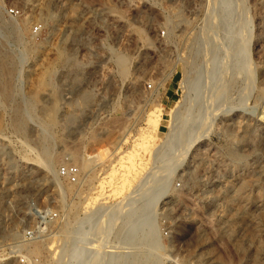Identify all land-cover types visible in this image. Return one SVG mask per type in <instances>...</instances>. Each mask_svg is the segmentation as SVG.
<instances>
[{"label":"rangeland","instance_id":"obj_1","mask_svg":"<svg viewBox=\"0 0 264 264\" xmlns=\"http://www.w3.org/2000/svg\"><path fill=\"white\" fill-rule=\"evenodd\" d=\"M0 49V264H264V0H0Z\"/></svg>","mask_w":264,"mask_h":264},{"label":"bare ground","instance_id":"obj_2","mask_svg":"<svg viewBox=\"0 0 264 264\" xmlns=\"http://www.w3.org/2000/svg\"><path fill=\"white\" fill-rule=\"evenodd\" d=\"M9 26V25H8ZM15 27V26H14ZM13 28V27H12ZM18 29V28H17ZM48 51V50H47ZM7 53H8V51H7ZM12 55H13V53H12ZM12 55H9V54H6V53H4V51H2L1 49H0V83H2V86L4 87V88H6V89H8V87H10V80H11V78L14 76V74H15V72L16 71H14L15 69H14V67H13V64L15 63V56H12ZM64 55V54H63ZM62 55V56H63ZM60 56V55H59ZM18 58V57H17ZM63 58V57H62ZM16 65V64H15ZM18 66V65H17ZM22 74V73H21ZM21 76V75H20ZM23 76V75H22ZM53 75L52 74H49L45 79H44V81H43V83H44V85L45 84H47V83H49V82H51L52 80H53ZM15 79V78H14ZM12 82V81H11ZM42 83V84H43ZM32 98V97H31ZM31 101V100H30ZM32 101H34V103H37V102H39V99L38 98H35L34 96H33V100ZM40 105V104H39ZM31 107V106H30ZM44 108V107H43ZM30 109V108H29ZM21 110V109H20ZM33 110V109H32ZM35 110V109H34ZM45 110V109H44ZM49 110V109H48ZM29 111V110H28ZM18 112V111H17ZM26 112H27V110H26ZM31 112V111H30ZM29 112V113H30ZM33 112V111H32ZM45 112H47V111H45ZM29 113H27V115L29 116ZM48 113V117H46L47 118V122L48 123H50V124H53V123H55V117H54V107H53V109L51 110V111H49V112H47ZM21 114V112L19 111L18 113H17V115H20ZM44 114V113H43ZM26 115V116H27ZM21 117H22V115H21ZM44 118H45V116H44ZM43 118V119H44ZM22 119V118H21ZM21 119H19L18 121H16L17 122V127L16 128H18V129H20V130H25L26 129V124H25V122H27V121H24V120H21ZM16 122H15V124H16ZM46 122V121H45ZM43 123V122H42ZM49 125V124H48ZM53 128V127H52ZM149 139V138H148ZM147 141V140H146ZM144 142V141H143ZM140 144V143H139ZM143 144V143H142ZM44 146V145H43ZM144 147V146H143ZM137 148H138V146H137ZM141 148V147H140ZM145 148H146V146H145ZM135 157H136V155L135 154H133V153H131L130 155H129V157L127 158V160H128V162L123 166L122 165V167L127 171V172H130L131 171V169H134L136 166L138 167L139 165H136L135 164ZM50 159V158H49ZM84 164V163H83ZM89 164V163H88ZM88 164H84V166H82V168L83 169H86L87 167H88ZM136 169V168H135ZM141 170V169H140ZM132 173V172H131ZM138 173H136V175H137ZM142 174V173H141ZM135 175V176H136ZM124 177V176H123ZM122 177V178H123ZM128 177V176H127ZM127 177H125L123 180H122V185H121V187L119 188V189H117L118 190V192L120 193H122L123 192V190H125V189H127L128 188V186H130L131 185V181L127 178ZM136 177H138V176H136ZM121 180V179H120ZM118 187V186H117ZM116 190V189H115ZM115 192V191H114ZM104 193V192H103ZM116 193H117V191H116ZM129 193V192H128ZM79 239H80V237H78ZM79 249V248H78ZM77 248L72 252V257H75L76 256V254H77V252L79 251ZM81 249V248H80ZM81 252H82V250H81ZM71 257V258H72Z\"/></svg>","mask_w":264,"mask_h":264},{"label":"built area","instance_id":"obj_3","mask_svg":"<svg viewBox=\"0 0 264 264\" xmlns=\"http://www.w3.org/2000/svg\"><path fill=\"white\" fill-rule=\"evenodd\" d=\"M9 14L11 16H17V15H19V11H18L17 8H11L10 11H9ZM38 30H40V27L36 26L35 27V31H38ZM148 88L149 89H153V85L149 84ZM62 174L63 175H66V174L70 175L71 174L73 176V180H75L74 178H76L78 176V171H70V172L68 171V172H66L65 170H63Z\"/></svg>","mask_w":264,"mask_h":264}]
</instances>
